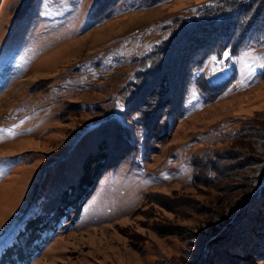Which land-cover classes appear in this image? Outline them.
Here are the masks:
<instances>
[{
  "label": "rangeland",
  "instance_id": "obj_1",
  "mask_svg": "<svg viewBox=\"0 0 264 264\" xmlns=\"http://www.w3.org/2000/svg\"><path fill=\"white\" fill-rule=\"evenodd\" d=\"M208 1L0 0V264H264V41L168 43Z\"/></svg>",
  "mask_w": 264,
  "mask_h": 264
},
{
  "label": "trees",
  "instance_id": "obj_2",
  "mask_svg": "<svg viewBox=\"0 0 264 264\" xmlns=\"http://www.w3.org/2000/svg\"><path fill=\"white\" fill-rule=\"evenodd\" d=\"M102 1L104 0H96L97 5H102L104 3ZM123 1L128 3L135 2L153 8L168 3L171 0H110V10L117 7L119 3ZM183 13H192L194 16L186 19L183 17L181 22L177 25L174 34L175 38L173 35L169 38L168 43L175 45L177 51H180L183 48L181 42L189 38H194L200 42L195 45L193 50H202L199 56H221L227 52L229 53L226 58L228 61L230 57H236L240 50L246 48L245 46L248 45L246 38L249 35H252L257 41H264V0H209L201 6H197L195 9L187 10ZM259 27L263 29L262 32L257 31ZM177 39H179V43L181 44L176 42ZM154 60V57H151L149 60L146 59L144 61L145 68L151 67L153 64L155 65L157 62H154ZM261 123L264 124V121ZM253 128L256 129L260 135L264 136V128ZM258 161L261 164L264 163L262 159H258ZM263 189L259 195H257L256 192V194L253 195L254 200L257 202L255 208H252L251 210L253 213L256 212L262 214L264 212V207L261 206V208L258 206L264 198ZM231 217L233 218L235 215H231ZM242 219L243 223L240 225ZM249 221L250 218L245 216L243 212L237 216L234 223L235 226L233 225L234 228L227 232L231 235L232 233H236L237 230L238 233L243 228V225H249L248 227L251 226ZM250 230L251 232L247 233L246 229L242 235L248 236V234H250L253 236L255 238L253 244H255L256 240H258L263 233L259 230L258 226H255L254 229L251 228ZM214 234H216V232H214ZM234 237H236L235 241L237 242V236ZM237 243H240L241 245L243 243V245L247 246L251 245L250 240L244 238H239Z\"/></svg>",
  "mask_w": 264,
  "mask_h": 264
},
{
  "label": "snow or ice",
  "instance_id": "obj_3",
  "mask_svg": "<svg viewBox=\"0 0 264 264\" xmlns=\"http://www.w3.org/2000/svg\"><path fill=\"white\" fill-rule=\"evenodd\" d=\"M223 55L227 57L229 55V53L225 52Z\"/></svg>",
  "mask_w": 264,
  "mask_h": 264
}]
</instances>
